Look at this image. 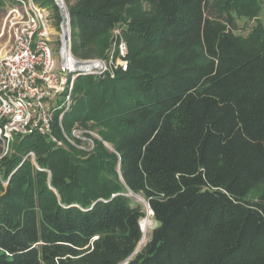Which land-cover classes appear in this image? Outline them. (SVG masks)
Returning a JSON list of instances; mask_svg holds the SVG:
<instances>
[{
  "label": "trees",
  "instance_id": "trees-1",
  "mask_svg": "<svg viewBox=\"0 0 264 264\" xmlns=\"http://www.w3.org/2000/svg\"><path fill=\"white\" fill-rule=\"evenodd\" d=\"M34 1L58 28L54 0ZM63 1L76 58L126 47L124 68L75 79L62 117L66 132L94 122L112 149L14 139L0 159V264H264V38L235 34L225 2ZM130 193L156 223L135 254L144 206Z\"/></svg>",
  "mask_w": 264,
  "mask_h": 264
},
{
  "label": "built area",
  "instance_id": "built-area-1",
  "mask_svg": "<svg viewBox=\"0 0 264 264\" xmlns=\"http://www.w3.org/2000/svg\"><path fill=\"white\" fill-rule=\"evenodd\" d=\"M4 1L0 17V159L7 155L8 145L15 138L35 133L57 146L68 145L82 154H89L95 140L101 137L90 130L73 126L66 132L62 117L72 102V88L78 76L99 75L112 63L125 67L122 60L126 47L118 41V57L79 59L71 52V27L63 0H54L60 22L54 26L52 11L34 0ZM2 10V9H1ZM118 31L116 30V34ZM48 105V107H45ZM59 137L53 132L55 114ZM34 167L33 152H28ZM5 184L6 182H2Z\"/></svg>",
  "mask_w": 264,
  "mask_h": 264
},
{
  "label": "rangeland",
  "instance_id": "rangeland-1",
  "mask_svg": "<svg viewBox=\"0 0 264 264\" xmlns=\"http://www.w3.org/2000/svg\"><path fill=\"white\" fill-rule=\"evenodd\" d=\"M5 1L9 2V0H5ZM212 1H216L219 3L220 2L227 3V5L229 6L230 15L232 16L233 21H234V27H235L234 33L235 34H237L238 36L242 38H245L248 36V34L253 33L255 35L257 32L259 34L258 37L260 39L264 38V0H212ZM4 10H5V7H3L2 10L0 11V17H1V12H3ZM115 34H116V30L112 31V35H115ZM45 107H48V105H45ZM53 125H54V122H53ZM73 126H77L84 130L93 131L100 136V127H98L92 121H88L85 123H74ZM13 141L8 145L7 154L10 153ZM103 144L105 145L106 143H103ZM105 147L108 148L109 150L112 149L111 146L107 144L105 145ZM259 191L260 189H255L251 191L248 195V198L249 199L256 198L257 195L259 194ZM129 195L133 196L137 200L139 198L138 201H140L143 204L144 216L140 219L139 224L142 220L146 219L147 226H148L147 233L146 232L144 233L142 230V226L140 225L141 232H142V238L137 244L136 249L134 251L135 253H137L149 239L151 231L156 226V223L153 219V215H150L149 217L147 216V211L145 210V206L147 204L144 202V200L141 197L133 195L131 193Z\"/></svg>",
  "mask_w": 264,
  "mask_h": 264
},
{
  "label": "bare ground",
  "instance_id": "bare-ground-1",
  "mask_svg": "<svg viewBox=\"0 0 264 264\" xmlns=\"http://www.w3.org/2000/svg\"><path fill=\"white\" fill-rule=\"evenodd\" d=\"M59 3H61V0H57ZM138 200H139V198H138ZM145 210L147 211V216L149 217L150 215H151V210H149V207L146 205L145 206ZM140 225L142 226V230H143V232L145 233H147V221H146V219H144V220H142L141 222H140Z\"/></svg>",
  "mask_w": 264,
  "mask_h": 264
},
{
  "label": "water",
  "instance_id": "water-1",
  "mask_svg": "<svg viewBox=\"0 0 264 264\" xmlns=\"http://www.w3.org/2000/svg\"><path fill=\"white\" fill-rule=\"evenodd\" d=\"M106 145V144H105ZM146 205V204H145ZM135 252H133V254H134ZM129 259V258H128ZM122 264H125V262H123Z\"/></svg>",
  "mask_w": 264,
  "mask_h": 264
}]
</instances>
